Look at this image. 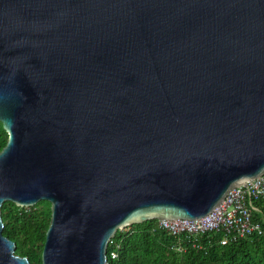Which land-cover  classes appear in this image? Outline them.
Instances as JSON below:
<instances>
[{
    "label": "water",
    "instance_id": "95a60500",
    "mask_svg": "<svg viewBox=\"0 0 264 264\" xmlns=\"http://www.w3.org/2000/svg\"><path fill=\"white\" fill-rule=\"evenodd\" d=\"M1 206L45 199L42 264L198 218L264 174V0H0Z\"/></svg>",
    "mask_w": 264,
    "mask_h": 264
},
{
    "label": "trees",
    "instance_id": "16d2710c",
    "mask_svg": "<svg viewBox=\"0 0 264 264\" xmlns=\"http://www.w3.org/2000/svg\"><path fill=\"white\" fill-rule=\"evenodd\" d=\"M7 137L0 121V150ZM255 203L260 211L253 213V219L264 226V201L257 199ZM1 214L3 234L15 241V252L27 256L30 264H42L41 253L51 217L50 201L41 199L31 206H19L5 200ZM156 221L154 218L133 223L126 227H129L127 231L117 229L113 240L119 243L118 255L111 258L112 245H108L110 264H264V234L256 233L221 243L220 233L210 231L197 238L202 248L190 243L180 254L173 244L182 243L183 237L168 234L156 226Z\"/></svg>",
    "mask_w": 264,
    "mask_h": 264
},
{
    "label": "built area",
    "instance_id": "2783aa9c",
    "mask_svg": "<svg viewBox=\"0 0 264 264\" xmlns=\"http://www.w3.org/2000/svg\"><path fill=\"white\" fill-rule=\"evenodd\" d=\"M257 199L264 201V174L247 178L231 188L219 205L201 217L159 218L156 226L170 235L183 237L182 243L173 244L180 254L186 251L190 243L193 247L202 248L197 238L210 231L220 233L221 243L256 233L264 234L263 224L253 219V213L260 211L255 203ZM121 229L127 231L129 227ZM108 245H112L110 257L116 258L119 243L112 237Z\"/></svg>",
    "mask_w": 264,
    "mask_h": 264
}]
</instances>
